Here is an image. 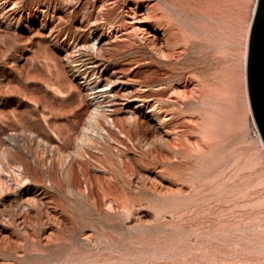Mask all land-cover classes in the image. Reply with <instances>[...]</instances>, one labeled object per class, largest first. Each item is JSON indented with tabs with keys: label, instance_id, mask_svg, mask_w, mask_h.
<instances>
[{
	"label": "rangeland",
	"instance_id": "374dc122",
	"mask_svg": "<svg viewBox=\"0 0 264 264\" xmlns=\"http://www.w3.org/2000/svg\"><path fill=\"white\" fill-rule=\"evenodd\" d=\"M256 1L0 0V264H264V148L233 125Z\"/></svg>",
	"mask_w": 264,
	"mask_h": 264
},
{
	"label": "bare ground",
	"instance_id": "6f19581e",
	"mask_svg": "<svg viewBox=\"0 0 264 264\" xmlns=\"http://www.w3.org/2000/svg\"><path fill=\"white\" fill-rule=\"evenodd\" d=\"M256 6V5H255ZM131 9V8H130ZM254 11H255V8H254ZM147 14V11L146 13H140V12H137L135 10L131 11L128 9L127 13H126V24L129 28H134V29H138L140 30V33H141V36L142 38H145L146 35L149 36V32L146 31V28L143 27V25L141 24L143 22V19L144 17L146 16ZM254 14V12H253ZM145 15V16H144ZM149 15V13H148ZM148 19V18H147ZM125 20V19H124ZM250 29V28H249ZM249 34V32H248ZM158 38V37H157ZM110 39L108 38L107 41H109ZM146 40V39H145ZM144 40V41H145ZM95 41V42H94ZM94 45L96 46L97 44H99L101 42V39L100 37L98 36L97 38H94ZM247 42H248V36H247V41H246V44H245V47H244V54H243V57H242V60L239 64V72L241 74V83L243 84V79L245 80V85H246V75H245V72H246V53H247ZM76 46V45H75ZM157 46V45H156ZM155 46V55H159L157 57H161V58H164V59H167V58H170L172 57L174 54H173V51H170V50H165L164 48H161V47H156ZM93 48V46H91ZM165 47V46H163ZM98 49V48H97ZM152 49V48H151ZM154 49V48H153ZM167 49V48H166ZM153 52V51H152ZM106 79V78H105ZM109 79V78H108ZM113 85V84H112ZM115 85V84H114ZM103 86V85H102ZM101 86V87H102ZM111 86V84H110ZM104 88V87H103ZM115 88V87H110L109 89H106L105 90H101V92L98 94H94L93 98H91V104L92 105H95V110L98 109V107H100L102 104L105 103V101L107 100V97L108 95L112 92V89ZM102 89V88H101ZM99 91V90H98ZM93 93V92H92ZM96 93V92H95ZM105 93V95H104ZM108 93V95H107ZM182 93H183V96L184 97H187L188 96V91H187V86L184 85L183 86V90H182ZM247 94V95H246ZM113 98L115 99L116 101V98L114 95H112ZM106 99V100H105ZM243 109L240 110V109H237L236 112H235V115H234V119H233V125L234 127L236 128H239L240 130L242 129L244 131V133L246 134V132H248L249 130V115L251 114L252 116V112H251V108H250V104H249V99H248V93H247V88H246V93L245 91L243 92ZM122 104V103H121ZM104 107V106H103ZM134 108V107H133ZM108 110V109H107ZM123 110L124 113L128 114V116L130 118H133L134 116H136L137 114H139V112L137 111V109L135 110L134 109H131L130 106H128V104H122L121 105V111ZM105 112V111H104ZM143 118H145L146 120L150 121V120H155L156 121V124H158L159 127H161V124L163 121L160 120V114L154 110L150 111V114L149 115H146V114H143ZM252 119H253V116H252ZM254 122V120H253ZM107 124L111 127H115L113 125V121L112 119H110V122L107 121ZM255 124V123H254ZM247 130V131H246ZM103 130L100 129V134H102ZM106 131L104 130L103 133H105ZM249 135V134H247ZM163 138V137H162ZM250 138V137H249ZM161 142L162 144H164V146L166 147H169L171 148L172 144L171 142H169V139L168 138H163L161 139ZM256 142V140H255ZM147 144L148 147H150L152 149V151H154V148H153V145L150 143V142H145ZM258 143V142H257ZM260 144H261V147L263 146L264 148V143L260 137ZM259 145V144H258ZM262 150V149H261ZM264 150V149H263ZM263 156V154H262ZM25 164V163H24ZM23 164V165H24ZM29 165H25V170L28 171L29 168H28ZM72 170V162L69 161L67 166L65 167V171L68 173L69 171ZM23 210L21 209V206H15V207H12L9 209V214H7L4 218V220H2L0 222V229L3 228V227H19V225L25 223L24 222V219H21L20 216H22ZM26 225V224H25ZM24 225V226H25ZM21 227V226H20ZM20 229V228H19Z\"/></svg>",
	"mask_w": 264,
	"mask_h": 264
},
{
	"label": "water",
	"instance_id": "95a60500",
	"mask_svg": "<svg viewBox=\"0 0 264 264\" xmlns=\"http://www.w3.org/2000/svg\"><path fill=\"white\" fill-rule=\"evenodd\" d=\"M246 88L255 126L264 143V0H257L246 53Z\"/></svg>",
	"mask_w": 264,
	"mask_h": 264
}]
</instances>
